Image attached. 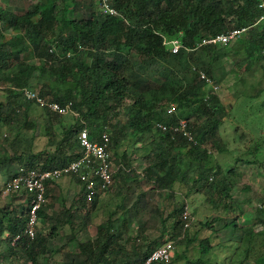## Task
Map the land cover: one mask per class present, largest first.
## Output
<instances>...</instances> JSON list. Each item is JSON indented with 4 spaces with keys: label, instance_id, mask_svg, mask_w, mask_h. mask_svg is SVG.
<instances>
[{
    "label": "trees",
    "instance_id": "16d2710c",
    "mask_svg": "<svg viewBox=\"0 0 264 264\" xmlns=\"http://www.w3.org/2000/svg\"><path fill=\"white\" fill-rule=\"evenodd\" d=\"M60 1L62 7L58 6L59 0H39L27 11L15 14L4 6L1 12L0 21L6 19L10 27L20 30L21 36H15L11 41L0 40V87L8 93V99L0 101V121L27 124V113L22 112L23 104L37 105V101L27 98L26 90H36L43 82L50 80L55 81L56 86L51 85L49 92L42 90L40 95L49 94L51 101L61 104L72 100L73 108L78 113L77 119L82 123L64 127V135L59 141L53 130L56 123L62 122V115L44 107L47 112L45 124L51 127L50 145L54 149L30 152L25 162L17 151L12 155L6 151L0 156V166L17 158L24 162L22 165L26 169L62 167L83 154L77 137L81 128L88 127L93 140L107 131L111 139V160L118 164L117 168L114 165V184L115 179L119 178V181L116 190L113 184L102 191L113 188L115 194L123 196V201L130 190L135 189L133 181L138 182L137 176L142 173L140 179L148 185L142 184L140 191H135L137 199L127 209L130 219L138 221L140 232L135 234L136 237H126V243H120L126 230L119 228L113 233V219L107 222V226L102 222L97 226V240L78 242L77 251L64 252L62 264H142L162 244L159 243L165 233L139 245H136V238L144 237L146 228L155 227L158 222L166 225L170 217L174 220L172 238L177 244L186 245L187 249L197 236L194 234L191 237L189 234L194 218L186 202H174L176 188L181 183L188 185L190 182V188L194 191L206 189L208 194L213 191L226 194L228 189L224 185L225 178L216 176L221 173V162L217 160L215 164L213 160L209 161V149L214 144L212 140L219 139V126L228 120L229 114L220 93L213 90L218 83L214 61L218 62L232 50L229 51L227 46L209 45L195 50L183 49L174 54L163 44L161 34L179 37L182 32L184 43L188 48H194L198 40L205 36L226 32L234 27L245 28L236 40L234 50L241 54L239 49H242L243 57L253 64L264 44V19L261 20L264 9L258 6L256 0H228L230 8L227 10L222 6L224 0H132L136 9L125 11L123 7L128 0H112V4L126 14L123 18L103 15L98 8V0H90L87 16L76 19L68 16L76 0ZM131 12L135 14L131 15ZM26 40L33 46L32 54L41 58L39 65L19 60L21 54L29 49ZM150 64L157 68L150 78H146L140 69ZM261 68L264 70L262 65ZM35 71L39 73L34 76ZM202 72L205 77H202ZM261 97L262 94L257 99ZM126 100H130V103L126 104ZM172 103L176 105L175 111H169ZM122 114L127 117L125 122L119 118ZM181 118L194 119L190 121L189 129L196 143H191L181 134L163 131L156 126L157 122L172 126ZM148 136H153V140L150 149L142 155L141 163L145 166L138 173L132 164V154L126 150L120 153L119 148L129 138L133 139V144H137ZM224 149H228L226 143L225 147L221 145L220 151ZM131 177L134 179L129 180ZM63 178L75 181L78 193L74 201L76 204L68 207L60 205L61 210L57 213V209L50 211L49 206L53 207L54 199H59L58 181ZM93 179L98 180L94 175ZM59 180L47 182L48 202L39 211L40 219L50 224L49 233L39 225L33 239L23 233L31 200L27 192L11 193L24 196L20 203L22 206L0 208V238L6 244L5 249H0L4 263L40 264L41 260L49 261L59 249H52L48 245L50 238L57 234L58 227L70 224L74 229L76 218L80 216L84 219V226L89 223L90 213L100 200V192L89 202L87 181L81 176L71 174ZM217 180L222 181L220 185L224 186H219ZM161 196H165L162 207L155 200ZM223 196L219 206L225 203L226 196ZM204 199L213 202V199ZM88 203L90 208L86 210L84 207ZM122 203L119 204L121 207ZM258 211L262 214L260 222L264 225V207ZM217 220L223 218L215 216L199 224L217 232ZM230 225L235 226V222L225 223V227ZM242 230L241 247L242 239L247 236L243 250L245 260L252 250V239L256 232L252 226ZM6 231L8 235L3 237ZM18 234L19 239L13 243ZM67 236L68 240L76 238L73 232ZM127 246L131 248L128 250ZM199 248L200 257L194 263L203 264L207 261L204 257L214 248L211 238H202ZM183 253L176 251L168 263L152 264H177L185 256ZM261 259L262 255L256 257L259 262ZM192 263L187 260L185 264Z\"/></svg>",
    "mask_w": 264,
    "mask_h": 264
},
{
    "label": "rangeland",
    "instance_id": "374dc122",
    "mask_svg": "<svg viewBox=\"0 0 264 264\" xmlns=\"http://www.w3.org/2000/svg\"><path fill=\"white\" fill-rule=\"evenodd\" d=\"M6 1L11 2L13 8L9 6L8 10L15 14L32 9L34 5L39 2V0H0V14L5 6L4 2ZM128 1L129 2L125 4L123 9L125 11L136 9L135 3L132 0ZM89 2L90 0H76L73 11H71L68 16L76 19L87 16V5ZM61 4L59 0L58 6L62 7ZM222 6L226 10L229 9L228 0H224ZM93 9L97 10V8ZM120 14V17L124 18V16H126L122 11H120ZM134 14L135 13L131 12V15ZM15 36H21L20 30L10 27L6 19L1 20L0 40L2 42L11 41ZM26 44L29 46V49L21 54L19 60H24L32 65H39V60L41 58L32 54L33 46L30 45L29 40H26ZM231 47L235 48L233 45H231ZM239 50L241 54H243V51H241L242 49ZM261 65L264 67L258 58L256 62L252 64L251 60L246 59L245 56L239 60H234L231 58V54H224L218 62L214 61L215 76L221 86L219 93L222 102L226 108L229 109V114L227 115L228 123L219 128V131H222L223 135L219 134V139L212 140L214 144L211 145L209 149V161L213 160L215 164L217 160L221 162V173L216 176L225 178L224 182H226V184L224 185H226L228 189L226 194H220V192L216 193L217 191L208 194L206 189H201L199 190L200 192L194 191L193 188H190V182L188 185L181 183L180 186L176 188V197H173L176 204L181 203L178 201L182 200L188 205V211L192 213V219L194 218L191 223L189 234L191 237L196 234V240L190 242L187 249H185L186 245L177 244L172 238L174 233V220L170 217L167 219L166 225L158 222L155 227L146 228L143 233L144 237L136 238L138 239L137 241L135 239L136 245L144 242L149 243L153 238L165 233L159 244L163 243L165 240L168 241L171 239L175 242L176 251L185 253H183L185 256H183L177 264H185L187 260L193 261L192 264H200L194 263V261L200 257L199 241L209 236L214 248L209 255L204 257L208 263L204 261L203 264H264V234H262L264 233V225L260 222V216L262 214L258 211L259 208L264 207V77L262 76L264 70L261 68ZM156 68L157 66L150 64L140 70L142 74H145L146 78H150ZM38 73V71H35L33 75L35 76ZM155 73L157 74V72ZM51 85L56 86V82H51L50 80L43 82V84L36 89L35 94H39L42 90L49 92L51 90ZM247 93H251V95H246ZM261 94L263 98L257 99ZM7 97L8 93L0 87V101H6L8 99ZM42 98L49 99L50 95L42 96ZM125 103H130V100H126ZM22 112L27 113V124L22 122L16 125V122L5 123L0 121V156L4 155L6 151L10 155L17 151V155H20L21 159L25 162L30 152L52 150L54 146L50 145L52 137L51 127L45 124V119H47L46 110L39 105L34 104L30 106L25 102L22 107ZM77 117L78 113H76V115H62V122L56 123L55 130H53L59 141L64 135V127H69L72 124L79 126L80 123H82V120H78ZM119 118L123 122L127 120L125 114L120 115ZM189 120L193 121L194 119L192 118ZM132 140V138L125 140L120 146L119 152L123 153V151L126 150L128 154H132V164L135 166L136 172L140 173L145 166L141 163V160H143L142 155L150 149L153 136H148L145 140L137 144H133ZM225 143L228 149L225 150V148L223 151H220L221 145L225 147ZM204 145L207 146L208 144L205 143ZM256 147L259 148L256 149ZM24 162L14 158L9 163L0 166L1 209H11L12 206H22L20 203L24 198L23 195L17 194L18 196H15L11 194L4 196L1 189L5 181L15 175L19 167H23L22 164ZM114 165L116 168L118 167L116 162ZM141 175L142 173L137 176L138 182L133 181L135 189H131L128 196H126L123 201V196L115 194V192L112 191L113 188H115V190L117 189L118 185L116 186V184L119 178L115 179V184L111 191H101L99 195L100 200L97 206L91 211L88 219L89 223L86 226L83 224V217L80 216L76 218L74 229H71L70 224L58 227L56 230L57 234L50 238L48 245L52 249L59 248L61 250L58 249L55 251L53 257L49 261L41 260L40 264H62L65 251H77L78 242L90 239L93 241L97 240V226L102 222L107 226V222L112 219L114 225L111 232H117L119 228L126 230L120 243H126V237H136L135 234L140 232L139 223L137 220L133 221L130 219L127 209L129 206L132 207L137 199V193L135 191H140L142 184L144 186L148 185L147 182L142 183L140 179ZM128 179L132 180L134 177ZM219 180L221 179L219 178ZM219 180L216 181L217 184H219V186H224L220 185L222 181ZM58 182L60 197L59 199H54L55 204L53 207L49 206L50 211L52 209H57V213L60 212L62 205L68 207L71 206L72 203L76 204L74 201L78 193V186L75 181L70 182L66 178H63ZM220 188L221 187L218 189ZM145 189H149V187H145ZM223 195L226 196L225 203L219 206L220 200L224 197ZM204 198L213 199V202H208ZM155 200H157L159 206L162 207L165 203V196H161L158 199L155 198ZM23 201H25V199ZM120 202H123V207L119 205ZM87 206L84 207L86 210L90 208L89 203ZM166 213H169V211H166ZM215 216L223 218V220H217L215 222L217 232H213L209 227H202L199 224L200 221H210ZM229 221H234L235 226L231 227L230 225L225 227V223ZM38 225L40 228L46 230L47 233L50 232V224H48L47 220L44 221L42 219ZM247 226H252L256 235L252 239L254 240L253 246H251L252 250L244 260L245 252L243 250L247 242V236L242 239V247L240 246V236L242 237V229ZM70 232L76 234L75 239L68 240L67 234ZM7 235L8 231L5 232L3 237ZM5 248V240L0 238V249L3 250ZM130 248V246H127L128 250ZM1 254L0 264H6L2 260ZM258 255H262L261 262L256 260Z\"/></svg>",
    "mask_w": 264,
    "mask_h": 264
},
{
    "label": "built area",
    "instance_id": "2783aa9c",
    "mask_svg": "<svg viewBox=\"0 0 264 264\" xmlns=\"http://www.w3.org/2000/svg\"><path fill=\"white\" fill-rule=\"evenodd\" d=\"M102 8L105 12L110 14H117V10L111 5L110 0H101ZM259 6L264 9V0H259ZM261 18H264V14ZM240 30L234 29L229 34H219L215 37L204 38L203 43H217L228 42L233 37L237 36ZM54 48V47H53ZM178 46L174 47L177 50ZM264 61V47L261 52ZM202 77L205 74L202 72ZM215 89L218 86H214ZM26 97L37 101L42 107H48L52 111L58 112L61 115L75 114L73 108V101H68L66 104H61L57 101H49L42 98L41 95L35 94L32 89L26 90ZM175 106H171L169 111H174ZM158 126L163 131H172L174 133H182L189 140H193V134L189 129L187 120L181 119L176 125H166L158 123ZM78 143L83 154L78 158L70 161L62 167H55L49 169H26L19 167L16 174L7 179L1 191L4 196L11 195L13 192L21 193L27 192L31 195V200L27 209V219L23 233L30 239L36 235V227L40 222L39 211L47 204L48 198L46 195L47 182L58 181L64 176L71 174H78L81 178L87 181V199L89 202L93 199L97 192L103 189H109L114 184L113 172L114 163L111 160V139L107 131L100 134L98 139H92L88 127H83L78 132ZM93 175L98 180L93 179ZM100 184H98V182ZM187 217V212L184 214ZM20 237L18 234L14 239L15 243ZM176 252L175 243L167 241L157 246L156 249L142 264H152L154 262L168 263L170 262Z\"/></svg>",
    "mask_w": 264,
    "mask_h": 264
},
{
    "label": "clouds",
    "instance_id": "9594fccd",
    "mask_svg": "<svg viewBox=\"0 0 264 264\" xmlns=\"http://www.w3.org/2000/svg\"><path fill=\"white\" fill-rule=\"evenodd\" d=\"M257 2H258V6H259V0H256ZM110 2H111V5L117 10V14H110V13H107V12H105L104 10H103V8H102V5H101V0H98V8L100 9V13H102L103 15H110V16H114V15H118V16H121V14H120V10L116 7V6H114L113 4H112V0H110ZM264 14V13H263ZM262 19H264V18H261V20ZM234 29H238V30H240V33L237 35V36H235V37H233L232 39H230L228 42H226V43H224V42H217V43H203V39L204 38H210V37H215V36H217V35H219V34H229L232 30H234ZM245 31V28H236V27H234V28H231V29H229L228 31H226V32H222V33H217V34H215V35H211V36H205V37H203V38H201L200 40H198V42L196 43V46L194 47V48H192L193 46H189L190 48H188V46L184 43V41H183V39H182V32H180L179 33V37L178 36H176V37H169V36H167V35H162L161 34V37H162V39H163V44L164 45H166L167 47H168V49L170 50V52L171 53H174V54H177V53H179L180 51H182L183 49H187V50H195V49H199L200 47H204V46H209V45H213V46H227V49L229 50V51H231L232 50V52H230V53H228V54H231V58L232 59H234V60H239L240 58H242L243 57V55L242 54H237V52H235V50H234V48L233 47H231V45H233L234 43L233 42H235L237 39H238V37L240 36V34L242 33V32H244ZM233 43V44H232ZM231 44V45H230ZM175 46H178V49L177 50H174V47ZM230 47V48H229ZM263 47H264V44H263V46H262V49H263ZM201 49V48H200ZM262 49H261V51H260V53H259V57H258V60H260V62L262 63V64H264V61H263V58H262V55H261V52H262ZM244 54V53H243ZM215 86H218V88L217 89H215V88H213V90H215V91H220L221 89V87H220V84L219 83H217ZM30 89V88H29ZM32 90H34V91H36L35 89H32ZM39 95H40V93H39ZM44 97V96H43ZM47 100H49V101H51L50 99H47ZM37 105H39L38 103H37ZM175 106V109H176V105L174 104V103H172L171 105H170V107H169V109L171 108V106ZM40 106V105H39ZM42 107V106H41ZM44 108V107H43ZM45 109V108H44ZM75 111V110H74ZM175 111V110H174ZM181 119H185V120H187V122H188V125H190V120L189 119H186V118H181ZM181 119H179L178 120V122L176 123V124H178L179 123V121L181 120ZM158 123H163V122H157L156 123V126L157 127H159L158 126ZM226 123H228V121H225L224 123H222L220 126H219V128L220 127H222L224 124H226ZM175 124V125H176ZM171 126V125H170ZM160 128V127H159ZM161 129V128H160ZM168 131H170V130H168ZM191 131V130H190ZM172 132V131H171ZM192 132V131H191ZM174 133V132H173ZM178 134H181L184 138H185V136L182 134V133H179V132H177ZM176 133V134H177ZM221 133V131H219V134ZM192 134H193V132H192ZM188 139V138H187ZM189 140V139H188ZM189 141H191V143H196L197 142V140L195 139V136H194V134H193V140H189ZM220 168H221V166H220ZM6 182V181H5ZM257 225V224H256ZM176 253V252H175Z\"/></svg>",
    "mask_w": 264,
    "mask_h": 264
},
{
    "label": "crops",
    "instance_id": "0c3cea01",
    "mask_svg": "<svg viewBox=\"0 0 264 264\" xmlns=\"http://www.w3.org/2000/svg\"><path fill=\"white\" fill-rule=\"evenodd\" d=\"M4 5L8 8L9 6H10V8H13L11 5V2L10 1H6V2H4ZM233 46H235V48H236V42L233 44ZM223 127V126H222ZM221 135H223V132L221 131V133H220ZM221 170H222V168H221Z\"/></svg>",
    "mask_w": 264,
    "mask_h": 264
}]
</instances>
